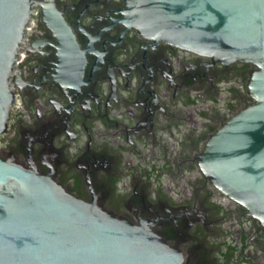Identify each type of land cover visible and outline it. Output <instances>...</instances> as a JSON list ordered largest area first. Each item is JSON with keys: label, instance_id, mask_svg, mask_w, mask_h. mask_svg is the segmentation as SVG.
<instances>
[{"label": "flooded vegetation", "instance_id": "af4514ba", "mask_svg": "<svg viewBox=\"0 0 264 264\" xmlns=\"http://www.w3.org/2000/svg\"><path fill=\"white\" fill-rule=\"evenodd\" d=\"M0 152L147 228L177 264H264V229L206 177L207 140L257 68L144 34L131 0H34Z\"/></svg>", "mask_w": 264, "mask_h": 264}, {"label": "water", "instance_id": "95a60500", "mask_svg": "<svg viewBox=\"0 0 264 264\" xmlns=\"http://www.w3.org/2000/svg\"><path fill=\"white\" fill-rule=\"evenodd\" d=\"M34 0H0V134L13 102L10 74ZM144 34L225 62L254 64L255 99L207 140V178L264 229V0H131ZM155 232L86 203L0 152V264H177Z\"/></svg>", "mask_w": 264, "mask_h": 264}]
</instances>
